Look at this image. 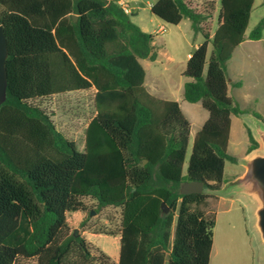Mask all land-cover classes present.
I'll return each instance as SVG.
<instances>
[{
    "label": "trees",
    "instance_id": "obj_1",
    "mask_svg": "<svg viewBox=\"0 0 264 264\" xmlns=\"http://www.w3.org/2000/svg\"><path fill=\"white\" fill-rule=\"evenodd\" d=\"M254 3L220 0L212 37L202 28L205 14L187 0H159L151 8L166 25L189 19L194 35L205 38L186 63L183 97L201 102L209 118L184 172L191 124L177 101L145 87L141 60L155 61L157 52L154 36L132 20L135 4H126V13L120 0H0L9 45L0 106V264L91 261L85 239L66 232L81 197L122 210L118 261L101 253L103 264L211 263L216 221L199 209L210 195L182 194L181 187L220 188L226 162L238 164L228 150L231 116L245 111L229 96L227 62L245 40ZM249 38L264 43V17ZM92 88L97 113L81 152L30 101ZM246 128L249 152L258 144Z\"/></svg>",
    "mask_w": 264,
    "mask_h": 264
},
{
    "label": "rangeland",
    "instance_id": "obj_2",
    "mask_svg": "<svg viewBox=\"0 0 264 264\" xmlns=\"http://www.w3.org/2000/svg\"><path fill=\"white\" fill-rule=\"evenodd\" d=\"M128 1L127 3L135 4L138 9L137 15L132 17L133 22L146 31L153 33L154 50L159 55L157 62L142 60V64L147 71V80L153 75H159L161 85H165L169 93L170 88L177 83L186 68L187 54L195 41L194 37L193 39L189 37L191 40L189 42L186 38L187 35H190V20L184 19L180 27L165 25V30L158 32V26L162 23L158 21L159 18L151 13V6L158 0ZM187 2L197 12L205 14L206 19L202 22V28L205 32L211 34L218 23L220 0H187ZM154 17L157 19H154ZM263 17V0H255L248 31H251ZM197 38L198 40L205 39L202 34H199ZM170 39L176 40L175 43L171 42ZM162 40L166 41L165 46L162 45ZM209 48L211 52L212 42H210ZM168 54L174 59L170 60ZM236 60L234 58L228 63L229 76L235 75L230 66ZM243 92L252 94V91L247 89ZM94 96L95 89L92 88L85 91L37 98L31 100L30 103L46 111L51 116L56 128L66 138L75 142L78 151L83 152L86 145V129L97 113ZM169 97L170 99L173 98L171 95ZM193 140L194 136L192 134L184 172L187 170ZM242 145V143L237 144V147L240 148ZM244 170L245 168L240 164L235 165L226 162L225 179L232 180L241 175ZM203 192L209 194L210 197L199 209L207 217L214 216L216 221L215 242L210 264H259L260 247L250 226L246 204L241 199L225 200L208 193L206 190ZM80 201L82 202V208L67 215V234H71L76 230V235L85 239L88 250L92 255L91 261L86 264H103L99 258L101 253L106 255L109 260L117 262L122 224L121 208L114 206L99 207L91 197H81ZM15 264H37V260L22 258L18 259Z\"/></svg>",
    "mask_w": 264,
    "mask_h": 264
},
{
    "label": "crops",
    "instance_id": "obj_3",
    "mask_svg": "<svg viewBox=\"0 0 264 264\" xmlns=\"http://www.w3.org/2000/svg\"><path fill=\"white\" fill-rule=\"evenodd\" d=\"M127 2L129 1L120 0V3L123 5L128 4ZM154 19L157 18L154 17ZM158 21L162 24L158 26L157 31L163 32L165 30L166 24H164L160 19H158ZM183 21L178 25L179 27L181 26ZM138 26L141 27L140 25ZM217 27H218V23L216 25V28L213 30V32H211V34L209 32L206 33H208L210 37H212ZM141 29L153 35V33L146 31L142 27ZM189 29H190V35L189 36L187 35L186 37L187 42L191 41L189 37H191L192 39L194 37L195 41L193 42L191 50L188 51L187 59H186L187 61L191 57L193 52L201 44L205 42V39L198 40L197 37L199 34L194 35L191 29V22ZM248 29L249 26L245 33V40L234 50L232 58L227 62L228 93L229 96H231L234 100L238 102L240 108L243 111L250 112L252 110L264 117V43H263V39L260 40L250 39L249 34L252 30L248 31ZM170 41L175 43L176 40L170 39ZM161 43L163 46L166 45L165 40H162ZM209 45L210 42L208 43V57L211 54ZM167 56L170 60L174 59L170 54H168ZM234 58L237 60L231 64L230 69L235 72V75L229 76L228 63H230V61H232ZM158 59H159V55L157 53L156 60L152 62H157ZM184 71L182 75H180V78L177 81V83H175L174 86L170 88L171 90L169 93L166 89V86L161 85L159 75H153L147 80V71H146L145 87L148 90V92L153 96L165 100L177 101L179 103L182 112L184 113V115L187 117V119L191 124L190 136L193 134L195 138L196 133L202 128V126L208 120L209 112L203 107L201 102L190 103L184 99L183 97L184 85L187 81H189V78H187L184 75ZM236 83H240V85L236 86L235 85ZM245 89L252 91V94L244 93L243 91ZM170 95L173 98L170 99L169 97ZM246 127H247L246 124L244 123V121L240 116H236V115L231 116V129H230L228 150L231 154L237 156L238 159L240 156L243 157L244 154L248 153L250 141ZM241 143L243 144L242 147L238 148L237 144H241ZM225 174H226V165H225ZM214 242H215V233H214ZM213 248H214V244H213Z\"/></svg>",
    "mask_w": 264,
    "mask_h": 264
},
{
    "label": "water",
    "instance_id": "obj_4",
    "mask_svg": "<svg viewBox=\"0 0 264 264\" xmlns=\"http://www.w3.org/2000/svg\"><path fill=\"white\" fill-rule=\"evenodd\" d=\"M76 20L77 15H74V21ZM8 57V39L4 25L0 24V106L7 98ZM240 117L258 144L246 156L238 159V163L245 168L244 172L232 180H227L220 188H205L201 182H185L181 193H202L206 190L221 199H241L247 206L250 226L260 247L259 264H264V121L251 112L242 113ZM162 207L164 213L169 212L165 203ZM74 233L76 234V230Z\"/></svg>",
    "mask_w": 264,
    "mask_h": 264
},
{
    "label": "built area",
    "instance_id": "obj_5",
    "mask_svg": "<svg viewBox=\"0 0 264 264\" xmlns=\"http://www.w3.org/2000/svg\"><path fill=\"white\" fill-rule=\"evenodd\" d=\"M123 8H124V10H125L126 13H130L131 12L130 7H128L126 4L123 5Z\"/></svg>",
    "mask_w": 264,
    "mask_h": 264
}]
</instances>
